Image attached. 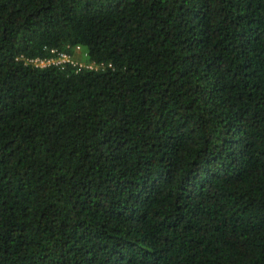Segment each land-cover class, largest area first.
<instances>
[{
    "label": "trees",
    "instance_id": "1",
    "mask_svg": "<svg viewBox=\"0 0 264 264\" xmlns=\"http://www.w3.org/2000/svg\"><path fill=\"white\" fill-rule=\"evenodd\" d=\"M0 264H264V0H0Z\"/></svg>",
    "mask_w": 264,
    "mask_h": 264
},
{
    "label": "built area",
    "instance_id": "2",
    "mask_svg": "<svg viewBox=\"0 0 264 264\" xmlns=\"http://www.w3.org/2000/svg\"><path fill=\"white\" fill-rule=\"evenodd\" d=\"M72 54L65 51H58L55 49L49 50V55L46 57H36L27 59L25 64L30 65L34 68L44 69V68H57L59 70L65 69L67 66L80 71L83 69L87 70H104V66H96L93 63L85 62V54H83L82 49L76 46L72 50ZM83 55V57L81 56Z\"/></svg>",
    "mask_w": 264,
    "mask_h": 264
}]
</instances>
